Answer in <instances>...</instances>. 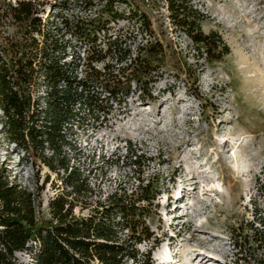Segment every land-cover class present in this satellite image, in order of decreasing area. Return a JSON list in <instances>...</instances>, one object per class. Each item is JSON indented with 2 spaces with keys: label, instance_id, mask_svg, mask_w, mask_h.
Listing matches in <instances>:
<instances>
[{
  "label": "rangeland",
  "instance_id": "rangeland-1",
  "mask_svg": "<svg viewBox=\"0 0 264 264\" xmlns=\"http://www.w3.org/2000/svg\"><path fill=\"white\" fill-rule=\"evenodd\" d=\"M45 2L40 13L45 22L57 12L76 23L97 14L108 17L106 0ZM8 3L14 0H0V48L21 39L20 24L4 16ZM192 3L205 15L202 30L217 31L228 54L217 59L197 48L172 21L166 0L115 1L113 9L122 17L108 25L112 51L160 47L150 58L151 98L143 96L144 83L133 81L120 100L102 92L97 102L105 109L85 110V120L67 129L70 145L60 154L61 161L68 160L66 171L57 156L52 170L41 155L9 142L0 114V164L9 181L31 194L40 221L51 218L49 201L62 192L77 215L106 204L115 192L127 200L146 195L137 204L151 236L143 235L135 247L139 259L151 250V264H264V241L247 226L264 227L257 219L264 222V197L256 190L264 164V0ZM64 41L77 43L70 33ZM66 48L70 62L72 47ZM76 52L84 60L83 46ZM44 155L50 157L51 149ZM67 179L77 181L79 192ZM117 231L121 240L129 238L127 228ZM165 255L170 257L163 260ZM16 260L33 264L26 252L16 253Z\"/></svg>",
  "mask_w": 264,
  "mask_h": 264
},
{
  "label": "trees",
  "instance_id": "trees-1",
  "mask_svg": "<svg viewBox=\"0 0 264 264\" xmlns=\"http://www.w3.org/2000/svg\"><path fill=\"white\" fill-rule=\"evenodd\" d=\"M115 1L118 0H106L104 4L107 18L97 14L77 23L60 12L48 14L47 22L42 21L40 13L45 0H14L5 11V17L10 16L20 24L21 39L17 37L0 48L1 131L9 142L29 155H41L52 170L53 157L57 156L59 161L62 147L70 145L67 129H72L75 121L85 120V110L105 109L97 102L102 92L120 100L127 93L128 83L133 81L137 85L144 83L141 89L147 94L143 96H152L149 85L155 80L150 58L160 47L143 45L134 54L130 49L112 51L114 41L106 35L108 25L122 17L113 9ZM166 1L172 21L197 48L217 59L229 53L217 31L202 30L205 15L193 6L192 0ZM51 16L53 21H49ZM66 33L74 36L76 45L64 41ZM81 46L86 54L84 60L76 52ZM66 47H72L70 62L66 59ZM143 49H148L145 55L141 54ZM80 65L84 67L81 75ZM45 149H51L50 157L44 155ZM59 162L66 171L68 160ZM3 164H0V264H16L19 252L30 254L33 264H126L127 257L140 264H151V250L139 259L135 247L143 235L151 236L142 219V208L137 204L146 195L127 200L115 192L106 204H98L86 215H77L73 212V201L62 192L49 201L51 218L40 221L35 217L31 194L9 181L10 173ZM72 175L73 172L68 176ZM66 183L79 192L76 180L67 179ZM256 190L259 197H264V164L256 177ZM254 205L256 208L255 202ZM257 219L264 226L263 220ZM247 226L264 241V227L258 229L252 222H247ZM120 227L130 231L127 240H121L117 231Z\"/></svg>",
  "mask_w": 264,
  "mask_h": 264
},
{
  "label": "bare ground",
  "instance_id": "bare-ground-1",
  "mask_svg": "<svg viewBox=\"0 0 264 264\" xmlns=\"http://www.w3.org/2000/svg\"><path fill=\"white\" fill-rule=\"evenodd\" d=\"M169 257H170V255H165V256L163 257V260H167Z\"/></svg>",
  "mask_w": 264,
  "mask_h": 264
}]
</instances>
